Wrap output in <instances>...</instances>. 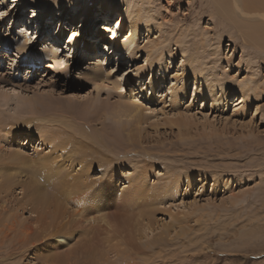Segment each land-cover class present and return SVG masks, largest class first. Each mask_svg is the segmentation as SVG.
I'll return each instance as SVG.
<instances>
[{
  "label": "rangeland",
  "instance_id": "374dc122",
  "mask_svg": "<svg viewBox=\"0 0 264 264\" xmlns=\"http://www.w3.org/2000/svg\"><path fill=\"white\" fill-rule=\"evenodd\" d=\"M55 1L62 8L52 13ZM70 1L0 0V264H92L85 247L110 237L113 246L133 232L143 237L137 243L144 249L132 259L135 264H264V95L251 105L241 104L237 92L219 102L196 95L205 81L211 82L219 99L229 84L248 82L264 89V51L245 40L213 0H132L134 11L144 6L151 17L139 36L134 34L138 55L127 56L112 43L108 48L113 52L104 65L100 62L101 79L96 80L97 57L107 55L97 52L100 44L105 45L100 32L110 38L115 29L127 39L130 24L118 27L119 10L103 14L101 1L91 0L97 1L89 19L94 26L83 35L89 49L81 51L74 41L84 29L83 3L60 20ZM118 1L126 6L127 0ZM22 35L30 39L24 53L17 50ZM187 62L203 71L197 86ZM114 82L120 88L109 91ZM182 84L186 93L172 97V86ZM35 97L52 99L60 110L24 113L21 103ZM124 100L137 103L141 110V132L133 145L125 134L115 140L112 122L99 115ZM61 108L70 109L69 122L92 135L95 141L88 142L101 152L100 161L87 163L94 167L90 180L99 183L90 195H98L108 181L114 192L110 203L101 200L104 205L95 206L98 198L88 197L85 212L61 198L56 206L68 218L47 222L57 226L71 220L66 235L72 234L73 241L50 246L54 239L39 241L40 231L28 240L27 228L38 216L30 213L35 208L27 201L38 190L33 195L44 193L40 184H33L36 168L61 151L51 141L45 145L36 136L18 134L12 139L7 131L15 118L63 117ZM18 150L22 157L13 158L12 151ZM8 177L14 179L12 184L5 182ZM82 180L87 182L86 177ZM138 191L141 195L136 197ZM109 249L105 246V260L98 264L114 259ZM65 255H72L71 260L65 261Z\"/></svg>",
  "mask_w": 264,
  "mask_h": 264
},
{
  "label": "bare ground",
  "instance_id": "6f19581e",
  "mask_svg": "<svg viewBox=\"0 0 264 264\" xmlns=\"http://www.w3.org/2000/svg\"><path fill=\"white\" fill-rule=\"evenodd\" d=\"M100 1H101V7L103 8V14L105 13L107 14L110 13L111 11L119 10L122 19L118 27H120L123 23L128 21L130 24L131 36L128 37L127 39H123L124 37L120 38L119 32H116V30L114 29L113 32L115 33V36L106 38V36H108L109 34H107L106 31L100 32L101 36H103L105 39L104 40L105 45L103 46L101 44L99 45L100 46L99 52L101 54L107 53V55H104V57H102V55L97 57L98 61L94 65L96 72L93 73V78L96 80L101 77L100 62L102 61V65H104L107 60L106 57H108V55L111 53V51H108L110 50L108 47H110V45L113 43L114 45H116V48L113 47L114 50H122V52L125 53L127 56L130 55L137 56L138 55L137 38L136 36H134V34H137L139 36L141 28L143 26H147L151 22L149 9L144 6H141L140 8L135 7L136 10L134 11L133 10L134 2L132 0L130 1L127 0L125 7H122V4L118 0H100ZM96 2L97 1H91V0H72L70 1V4L68 6L64 4L65 10L64 12L62 11L63 14L60 16V20L63 21L66 14L70 13L71 8L73 6L83 3V10L81 13H83V15L86 16L83 24L84 29L81 33V37H77L74 41L75 45L78 46L79 50L81 49V51L89 49V39L88 38L86 39L83 35L88 34L89 29L93 30L94 25L91 24L93 20L90 22L89 19L90 18L92 19L93 17L91 11L94 10V6ZM213 2L215 3L218 11L224 16V18H226L227 20L231 21V23L234 24L236 29L242 34L245 40H248L249 42L253 43L254 46L264 51V0H213ZM40 7L45 8V6H40ZM58 8L61 9L62 4L60 1H55L53 5H51L52 13H54V10ZM86 10H88V13L86 12ZM145 11L147 13H145ZM39 17H40L39 19H46L44 18L45 16H39ZM59 24H60L59 30H61L63 28V24L62 23ZM99 28L100 27H98V29ZM108 28L111 29L114 28V26L110 25L108 26ZM28 40L24 37V35L19 37V41L17 43V50L20 53L26 52ZM147 57L151 58V55L147 54ZM53 62L54 65H57L56 59H54ZM60 65L61 64H59V66ZM186 67L187 70L192 68L190 70H192L191 71L192 75L196 79L197 82L196 86H197L198 80H200L199 75L203 72L202 69L194 67V63L192 64L191 62H187ZM183 79L186 81L188 78L187 76H185ZM174 86L175 85H173L172 89L170 90V95H172V97H175L176 99H179L181 96H183V94L186 93L185 85L182 84L181 87L179 88H177V86L175 88ZM111 87L112 88L109 87L110 88L109 91L118 90L120 88V85L118 82H114ZM227 87L229 91L226 93H222L219 99L217 97V94L215 93V90L213 89V86H211V82L209 83L208 81L207 82L205 81V83H202V88L200 91H199L200 86L197 87L196 95L198 96L199 94V98H203L204 100L212 97L214 101L219 102L221 98L223 97L230 98L231 94L237 92L240 94V98H238V101L240 100L241 104L247 103L249 105L252 104V100L255 101L259 100L257 99L259 97V94H261V97L264 95V89L258 88L255 84L250 85V83L248 82H241L237 85L229 84L227 85ZM221 91L223 92V90ZM88 106L92 107L93 105L90 104ZM21 107L23 108L24 113H28V115H39L44 110L46 111V109L48 111L56 113L57 111L54 109V107H57L60 110V107L55 106V103L52 101V99L47 101L39 97L29 98L25 100L23 103H21ZM82 107L85 111L88 110L87 105L86 106L83 105ZM109 109L110 110L103 109L102 111H100L101 113L99 115L103 116L102 119H104V121L108 119L110 122H112L111 125L113 126V130H111L112 137L114 139L118 138L121 141L123 135L125 134V136L129 140V145L136 144L138 139L137 137H139L138 133L141 132L140 130L141 126L139 127L141 120L140 118L141 110L138 104L130 100L129 101L124 100L118 103L114 108H109ZM69 110L70 109L68 108L61 110V112L64 113L62 114L63 117L58 116L53 118L51 116H48L46 118H39V119L33 118L30 121L15 118L13 120L17 122L12 123L11 127L7 131V135L11 134L10 135L11 138L12 137L14 138L15 135L18 134V135H25L29 138L37 137L41 140L42 144L45 145H48L49 141H51L53 144H55L56 148H58L59 151H61V153H57L56 156H54L53 158L47 161L42 162V164H40L36 168L35 171L36 181L33 182V184H40L41 189L44 191V193L42 196L33 195L36 194L39 191L38 190L35 193H32L27 201L29 204H32L35 209L38 210V211H36L35 209L30 210V213L32 215L36 214L38 217L33 221L34 224L31 225V227L27 228L30 229L31 231V233H29L28 235L29 236L28 240L33 241V238L30 239L32 235H34L36 231H40L39 235L41 236V238L39 239V241H42L46 237H48L49 239H54L53 242L49 244L50 246L54 245V243L59 245L63 243L65 245H69L73 241V238L71 236L72 234H70V236L66 235L71 232L67 229L68 226H71L72 224L71 220H68L67 222L64 223L60 222L57 226H56L57 223L55 222H51V223L47 222L48 219H53L56 221H65V219L68 218V216L66 215L62 216L60 205L56 206L57 204H61L59 202L61 198H64L65 201L72 200L73 203H76L77 205L81 206L80 210L85 212V210L89 208L87 205H90L88 201V197L91 198V200L93 199L95 200L96 198H98L97 200H95L94 203L95 206H98L97 204H100L101 200H107V203H110L111 201L110 192L111 194H113L114 192L113 186L108 181V182H104L106 188H100L98 195H96L95 197L90 195V193L93 191V188L95 189V186H97L99 183L90 180L91 171L94 169V167L93 166L87 167V163H89L88 162L89 160L92 161V164H96L98 161H100L101 152L99 155L98 150L94 149V146L90 145L91 143H93L92 141H95V139L93 140L92 135L86 133V131L83 130L81 127H77L78 125L75 124L73 120L72 122H69V119H67L69 115H66L67 113H69ZM70 112H71L70 114L72 115L75 113L74 111L73 112L70 111ZM96 114L97 113L95 112V115ZM136 119L138 122L137 121L135 122ZM19 120H21V122ZM174 122L175 121L173 120V124H171L170 122L169 123L175 126L176 123ZM37 123H39L40 125H37ZM132 124L134 125V127L136 126L137 128L136 129L134 128L132 129V127L130 128ZM1 127L2 126H0V129ZM34 128L38 129V131H36V129ZM133 131H136L137 133H134ZM83 139L85 140V142L83 141ZM89 139H91L92 141L88 142ZM52 147L54 148L55 151L56 150L55 147L54 146ZM12 152L13 153L11 154H13V158L22 157L19 150L17 152L16 151H12ZM77 156H80V158H77ZM77 166L81 167L79 171L76 170ZM109 174H111L109 176L111 178L113 173L109 172L108 175ZM142 175H145V172H143ZM83 177L87 178L86 183L84 182V180H82ZM7 179L6 181L4 180L5 182H7V184L13 183V181H10V180H14L13 178L11 179V177H8ZM175 181L177 183L178 180ZM176 183L174 184L176 185ZM139 184L143 186L144 181H140ZM8 186L10 187V185ZM23 190L24 188H22V191ZM74 195H76V197L71 199V197ZM139 195H141V191H138L136 197H139ZM41 205L42 207L38 208V206ZM100 205H104V204L101 203ZM78 215L80 214H75L73 216L76 217ZM13 225L16 226L15 223H13ZM34 226H36L37 229ZM124 226L125 227L127 226L126 223H124ZM43 233L46 234L43 235ZM62 239H65V241ZM110 239L112 241L114 240L112 237H110ZM110 239L108 240L106 239L100 242V244L95 240L98 246L85 247L87 254L90 256L88 259L89 260L90 258L92 259L93 262L92 264L94 263L98 264L100 260H105L106 251H104V248L105 246L109 247V245H110V249L107 252L115 254L114 259H112L113 262L111 261L110 264H121V263L135 264L132 262L134 256L136 257L140 256L144 252V249L140 248V245L137 243V240L141 242L143 237H138L137 235L134 234V232L128 235L127 240L125 239L120 240L117 244L113 246L111 245ZM163 239L164 237L161 236V240ZM32 244H34V242ZM158 244L160 245L159 242ZM101 247L104 248L101 249ZM147 247L148 249L150 248L149 245H147ZM64 257H66L67 260L63 259V257L62 258L57 257L54 259L58 260L60 258L65 261H70L72 255L71 256L65 255ZM66 264L68 263L66 262Z\"/></svg>",
  "mask_w": 264,
  "mask_h": 264
}]
</instances>
